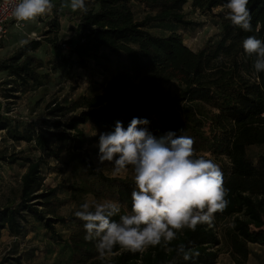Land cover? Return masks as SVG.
I'll list each match as a JSON object with an SVG mask.
<instances>
[{
    "label": "trees",
    "instance_id": "1",
    "mask_svg": "<svg viewBox=\"0 0 264 264\" xmlns=\"http://www.w3.org/2000/svg\"><path fill=\"white\" fill-rule=\"evenodd\" d=\"M85 2L87 14L63 11L55 5L47 22L46 37L28 41L0 60V72H6L22 86L36 82L32 54L42 46L55 45L62 20L76 38V42L67 43L68 50H62L59 58L60 65L70 75L74 69L87 70L90 63L99 64L104 52L124 56L126 67L109 74L98 95H81L48 111V116L56 120L68 117L62 125L71 133L34 130L32 126L20 130L2 116L0 131H5L13 141L33 142L42 155L54 157L58 162L62 160L51 144L70 143L66 164L80 166L84 176L92 180L95 193L104 200L119 202L122 214L131 211L134 182L108 178L97 171L88 155L81 152L84 139L79 127L90 125L110 132L116 121H121L126 129L132 118L138 117L150 121L148 130L157 138L168 131L193 138L194 155L203 153L204 158L213 160L229 190L226 196L229 203L222 213L214 214V227L198 225L194 232L181 230L177 239L168 244L173 249L171 252L166 251L163 242L136 253L117 245L106 254L111 256L109 264H216L220 245L216 229L228 220L231 223L223 238L229 254L235 264H246L250 245L264 247V72H254L253 58L244 53L242 42L252 35L264 41V0H249L251 32L243 31L225 18L222 5L227 0ZM132 5L142 8L141 19H127L126 7ZM186 5L192 13L214 16L220 30L217 39L207 42L197 52L184 45L183 36L176 30L166 36L150 32L152 28L193 27L194 23L184 12ZM171 83L178 87L176 94L170 90ZM52 124L60 127L59 122ZM251 147L262 150L255 159L248 154ZM20 161L26 171L14 200L0 209V236L2 231L14 238L21 236L26 217L31 216L53 239L60 241L54 225L67 224L71 228L67 243L69 264H108L97 253L94 242L84 239V222L74 213L56 218L62 203L55 198V191L39 194L43 189L44 158L0 152V163L14 165ZM39 199L46 211L36 208ZM180 243L195 247L199 257L194 262L184 261L175 251Z\"/></svg>",
    "mask_w": 264,
    "mask_h": 264
},
{
    "label": "rangeland",
    "instance_id": "2",
    "mask_svg": "<svg viewBox=\"0 0 264 264\" xmlns=\"http://www.w3.org/2000/svg\"><path fill=\"white\" fill-rule=\"evenodd\" d=\"M60 10L73 12L70 0H52ZM186 18L194 23V26L183 30L181 28H152L150 32L158 36H166L171 30H176L183 36L184 45L193 52L200 50L207 42L218 38L219 26L212 15L201 16L192 13L189 5L184 7ZM218 11H214L217 13ZM51 14L37 17L34 21L21 22L18 26L9 25L6 37L0 42V60L11 56L17 48L28 41L45 38L47 22ZM126 15L129 21L141 19L142 8L138 5L126 7ZM49 39H53L48 36ZM69 41L76 42L75 36L67 29V22L60 21V32L54 41V46H42L32 56L35 63L32 69L37 74L36 82H28L22 86L19 82L8 75L0 72V116L11 121V126L23 129L32 126L34 130L44 129L56 133L65 131L71 133L62 124L68 117L55 119L48 116V111L57 104L76 99L81 95H90L100 92L104 79L120 69L126 67V59L122 55L103 53L104 58L99 64H89L87 70L74 69L72 75L66 72L59 63V58L64 50L63 45L68 47ZM55 47V48H54ZM170 90L176 94L178 87L175 83L170 84ZM59 122L60 127L52 123ZM21 125V126H20ZM83 133V153H86L93 163L94 168L108 178L129 179L134 182L131 168L121 174H113L109 164L97 165L99 134L106 131L94 129L90 125L80 126ZM51 147L62 162L47 154L42 155L33 142L13 141L7 137L5 131H0V152L5 155L17 157L44 158L41 167L43 189L39 194L55 191V198L62 205L56 211V218H66L80 209V205L93 201L102 202L100 196L93 190L92 180L87 179L82 168L77 164L68 162L70 143L61 146L54 142ZM262 152L259 148L251 147L249 156L255 159ZM203 157V153L195 154ZM26 168L23 162L14 165L0 163V209L9 205L15 198L20 185V179ZM42 200H37V209L46 211L41 207ZM52 217V216H49ZM55 218V217H54ZM24 224L25 232L17 237H11L6 231L0 236V264H69L70 254L68 237L71 231L67 224H55V232L60 236V241L55 240L31 216L26 217ZM228 223L221 222L216 231L220 239L218 259L216 264H235L229 254V247L223 238V232ZM250 255L246 264H264V247L250 245ZM103 259L109 264L111 256L106 255Z\"/></svg>",
    "mask_w": 264,
    "mask_h": 264
},
{
    "label": "clouds",
    "instance_id": "3",
    "mask_svg": "<svg viewBox=\"0 0 264 264\" xmlns=\"http://www.w3.org/2000/svg\"><path fill=\"white\" fill-rule=\"evenodd\" d=\"M13 5L17 22L34 21L51 14L52 0H6ZM249 0H227L222 8L225 18L245 32H251L252 15ZM72 11L87 14L85 0H70ZM242 47L252 57L255 73L264 72V41L247 36ZM150 121L133 117L127 128L116 121L114 130L99 134L97 165L109 164L113 174L133 173L131 211L122 214L119 202L104 200L85 202L74 215L84 222V239L94 242L101 258L119 246L132 253L148 247L168 244L177 233L187 228L196 231L198 225L214 227V214L223 212L229 201L224 175L211 159L194 155V140L168 131L157 138L149 130ZM119 219H115V217ZM191 244V242H189ZM175 251L184 261H195L199 251L180 243Z\"/></svg>",
    "mask_w": 264,
    "mask_h": 264
},
{
    "label": "built area",
    "instance_id": "4",
    "mask_svg": "<svg viewBox=\"0 0 264 264\" xmlns=\"http://www.w3.org/2000/svg\"><path fill=\"white\" fill-rule=\"evenodd\" d=\"M15 2H19V0H15ZM12 11L13 5L6 3V0H0V42L6 37L10 24L18 26L21 23L15 20ZM63 48L65 51L68 50V47L64 45Z\"/></svg>",
    "mask_w": 264,
    "mask_h": 264
},
{
    "label": "crops",
    "instance_id": "5",
    "mask_svg": "<svg viewBox=\"0 0 264 264\" xmlns=\"http://www.w3.org/2000/svg\"><path fill=\"white\" fill-rule=\"evenodd\" d=\"M9 27V26H8Z\"/></svg>",
    "mask_w": 264,
    "mask_h": 264
}]
</instances>
